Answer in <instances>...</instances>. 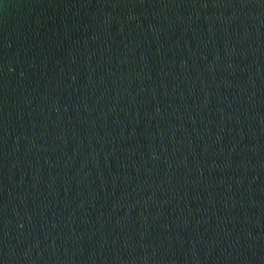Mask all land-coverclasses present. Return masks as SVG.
<instances>
[{"label":"water","instance_id":"1","mask_svg":"<svg viewBox=\"0 0 264 264\" xmlns=\"http://www.w3.org/2000/svg\"><path fill=\"white\" fill-rule=\"evenodd\" d=\"M0 264H264V0H0Z\"/></svg>","mask_w":264,"mask_h":264}]
</instances>
